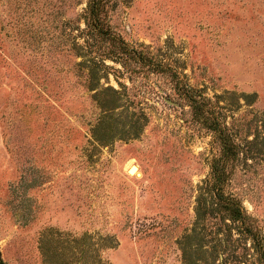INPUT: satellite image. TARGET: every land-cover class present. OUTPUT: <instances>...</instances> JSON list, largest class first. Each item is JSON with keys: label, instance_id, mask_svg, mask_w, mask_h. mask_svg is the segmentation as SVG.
<instances>
[{"label": "rangeland", "instance_id": "1", "mask_svg": "<svg viewBox=\"0 0 264 264\" xmlns=\"http://www.w3.org/2000/svg\"><path fill=\"white\" fill-rule=\"evenodd\" d=\"M86 2L0 0L4 264H183L179 241L218 149L192 119L184 84L218 100L255 153L238 162L229 191L264 235V0H112V31L172 72L105 61L113 69L100 83L123 93L114 131L145 115L138 137L115 132L128 139L105 145L92 135L97 91L72 49Z\"/></svg>", "mask_w": 264, "mask_h": 264}, {"label": "trees", "instance_id": "2", "mask_svg": "<svg viewBox=\"0 0 264 264\" xmlns=\"http://www.w3.org/2000/svg\"><path fill=\"white\" fill-rule=\"evenodd\" d=\"M111 2L87 0L86 7L77 15V22H83L84 27L80 29L78 25L76 30L80 32L72 43L75 57L82 58L75 65L84 71L88 80L87 88L97 91L95 100L102 110L92 128V135L96 142L104 145L112 144L116 138L128 139L122 136L127 133L131 138L138 137L145 124L144 113L136 111L119 131L112 128L110 120L120 107L117 101L123 100V93L112 86L103 87L100 83L101 79L108 77L106 69H113L105 61L111 59L128 71L138 65L146 66L156 73L172 72L167 62L153 59L145 51L128 47L112 31L108 21ZM181 87L199 130L210 132L218 143L217 152L209 163L210 174L197 188L193 227L179 241L183 264H264V235L245 211L239 197L229 191L238 162L241 159L247 162L256 155L245 149L237 139L234 129L221 113L222 107L218 100L206 98L200 90L187 84ZM108 90L114 93L112 98L106 94ZM115 132L122 135L116 137ZM0 264H4L1 254Z\"/></svg>", "mask_w": 264, "mask_h": 264}, {"label": "bare ground", "instance_id": "3", "mask_svg": "<svg viewBox=\"0 0 264 264\" xmlns=\"http://www.w3.org/2000/svg\"><path fill=\"white\" fill-rule=\"evenodd\" d=\"M128 170L130 174H138V166L135 165L133 162L128 163Z\"/></svg>", "mask_w": 264, "mask_h": 264}, {"label": "water", "instance_id": "4", "mask_svg": "<svg viewBox=\"0 0 264 264\" xmlns=\"http://www.w3.org/2000/svg\"><path fill=\"white\" fill-rule=\"evenodd\" d=\"M168 102H170V100L167 99Z\"/></svg>", "mask_w": 264, "mask_h": 264}]
</instances>
